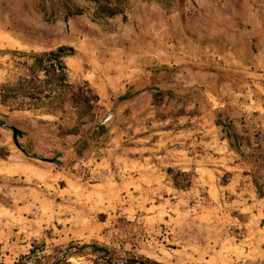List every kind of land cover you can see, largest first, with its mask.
Returning <instances> with one entry per match:
<instances>
[{"label": "rangeland", "instance_id": "374dc122", "mask_svg": "<svg viewBox=\"0 0 264 264\" xmlns=\"http://www.w3.org/2000/svg\"><path fill=\"white\" fill-rule=\"evenodd\" d=\"M243 3L251 21L264 8V0H125L123 14L95 17L93 0H0V85L25 74L29 59L15 50L71 45L90 57L75 49L65 58L71 80L114 92L77 132L69 103L55 112L0 104L8 151L0 156V264L28 255L26 264H51L60 249L64 264H264V57L254 54L264 27L244 24L254 37L249 31V52L237 54L244 43L211 26L230 15L237 24ZM66 7L82 13L65 19ZM144 21L148 35L133 25ZM171 66L117 100L147 70ZM82 67H91L85 77ZM4 123L20 130L18 145ZM169 167L190 174L186 189L174 186Z\"/></svg>", "mask_w": 264, "mask_h": 264}, {"label": "trees", "instance_id": "16d2710c", "mask_svg": "<svg viewBox=\"0 0 264 264\" xmlns=\"http://www.w3.org/2000/svg\"><path fill=\"white\" fill-rule=\"evenodd\" d=\"M96 4L94 10L95 17H112L116 14L124 13L125 0H93ZM65 19L70 15L82 13L80 8L70 11L67 8ZM20 57L27 56L29 61L22 62L25 74L19 75L13 82L7 81L0 85V104L12 110H40L45 109L49 112L62 110L64 105L69 103L75 111L77 127L72 131L77 132L78 127L90 122L94 110L98 106L99 96L93 90L87 80L81 79L73 82L69 75V68L65 58L75 53V48L71 45H59L53 49L42 52H25L14 51ZM200 69L214 71L220 78L225 80L241 79L240 76L226 72L219 68L209 65H199ZM178 66L164 67L162 69H149L141 74L128 88V91L117 98L123 100L130 97L136 90L135 84L138 81L151 78H164L169 75L170 71H174ZM117 100L113 103L116 104ZM226 132L232 129L231 124H223ZM16 145V138L14 139ZM8 155L7 150L0 148V156ZM74 157L69 158L73 160ZM175 187L186 189L191 183V176L188 172L182 170H174L169 167L166 170ZM87 246V244L82 245ZM69 247V246H68ZM90 247L94 251H103L109 253L107 248H103L98 244H91ZM33 250H30V254ZM60 257L51 264L67 263L68 250L60 249ZM23 256L15 264H26ZM163 264L147 258L141 257L139 262L136 259H127L125 264ZM114 264V263H112Z\"/></svg>", "mask_w": 264, "mask_h": 264}, {"label": "crops", "instance_id": "0c3cea01", "mask_svg": "<svg viewBox=\"0 0 264 264\" xmlns=\"http://www.w3.org/2000/svg\"><path fill=\"white\" fill-rule=\"evenodd\" d=\"M241 7H242L241 8V12L243 11V16H241V15L238 16L239 17V22L237 24L234 22L235 20L232 17V15H230V16H228L227 20H222L221 23L214 22L211 25V26L217 28V31H215V33L217 32L216 35H218L220 33L222 34V32H224L226 34V36H227V40L228 41L230 39L231 41L237 43V40H239V42H243L244 43L245 48L244 49L243 48L238 49V51H236L237 54H239L241 52L242 53H244V52H247L248 53L249 52L248 49H247V46H246V43L248 41H250V39H251V38L248 37L249 31H251V35L254 37V32H253L252 29H249V28L248 29H240V28L241 27L244 28L243 27L244 24H249L251 27H259V26L264 27V8H262L260 6L259 9H255V11L252 12V17L253 18H252V21H251L250 19L247 18V16L244 17L245 14L247 15V13H246V7H245L244 3L242 4ZM234 10H236V9H232L231 11H234ZM258 10H259V12H257ZM146 15L151 16L152 15V12L151 11H148ZM148 23H149V21L148 22L144 21L141 24H138V23L134 22L133 25H135V26H137V25L138 26H141V33H143V35H148L149 34V31H150V27H148ZM234 28H236L237 30H234ZM218 29L219 30H222V31L218 32L219 31ZM231 38H233V40ZM140 40H141V36L138 37V41H140ZM258 40H259V38L257 37V41ZM135 42H137V38H135ZM259 45H260L261 48L260 47L257 48L258 53H254V54L257 56V54L261 53L262 56L264 57V44L260 41V44ZM75 49H76V54L80 55L79 58H81L82 60L85 59L84 61H86L87 59H88V61L90 60V57L88 55H85V52L86 51L80 52V50L77 47H75ZM235 49H236V47H235ZM69 57L70 56H68L66 58H69ZM258 57H259V55H258ZM90 70H91V67H89V68L87 67V68H84V69L82 67V69H80V73L83 74V76L85 77V75L88 72H90ZM96 93L99 96V100H100L101 97H103V95H106V96L109 95L110 97L114 95V92H113V90H112V88L110 86H109V88H105L104 91L99 90ZM125 93L126 92H122L121 94H119V96L124 95Z\"/></svg>", "mask_w": 264, "mask_h": 264}, {"label": "water", "instance_id": "95a60500", "mask_svg": "<svg viewBox=\"0 0 264 264\" xmlns=\"http://www.w3.org/2000/svg\"><path fill=\"white\" fill-rule=\"evenodd\" d=\"M112 115H113V110L108 111V112L106 113L105 117L100 121V125H105V124H107L108 120L112 117ZM3 125L6 126V127H9V128L12 130L13 139H15V138H16V135L20 132V130H19L18 128H16L15 126L11 125V124H6V123H4ZM108 127H109V126L106 125L104 131H105L106 129H108ZM37 157L40 158V159H43L42 156L37 155ZM108 250H109V249H108ZM139 261H140V260L136 259V262H139ZM125 262H126V260H125L124 262H115L114 264H123V263H125Z\"/></svg>", "mask_w": 264, "mask_h": 264}]
</instances>
